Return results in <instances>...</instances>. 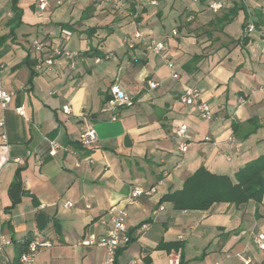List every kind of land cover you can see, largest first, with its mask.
I'll list each match as a JSON object with an SVG mask.
<instances>
[{"label":"crops","instance_id":"0c3cea01","mask_svg":"<svg viewBox=\"0 0 264 264\" xmlns=\"http://www.w3.org/2000/svg\"><path fill=\"white\" fill-rule=\"evenodd\" d=\"M117 1L118 6L105 0L64 5L50 0L40 17L37 0H0V81L14 93L7 108L0 105L7 136L3 143L0 128V154L10 158L0 171V227L9 260L0 258V264H15L17 246L37 237L50 246L38 251L33 264H105L100 242L113 205L127 208L135 239L120 250L118 264H169L172 255H180L182 264H264V252L254 243L255 235L264 234V201L215 204L204 212L159 204L201 166L234 179L264 154V26L250 34L244 29L259 21L264 0ZM129 2H135V14L126 11ZM213 2L225 7L214 12ZM234 7L235 19L224 23ZM190 16L194 19L187 22ZM65 24L72 27L70 41L59 34ZM90 28L98 29L91 38ZM136 31L163 41L164 53L158 56L139 45L129 50L123 38ZM36 39L81 51L98 47L109 59L80 61L75 69L56 59L39 74L32 48ZM195 56L201 59L187 68ZM166 61L174 63L180 80L172 79ZM151 82L157 88L151 89ZM115 85L134 106L113 114L106 98ZM187 87L201 91L212 121L182 102ZM66 105L70 115L63 111ZM18 108H24L25 117ZM251 119L260 123L256 133L246 139L234 134V122L245 129ZM182 125L189 136L185 153L176 137ZM89 128L98 142L83 147L79 137ZM52 141L60 146L55 156L50 155ZM134 188L153 192L128 205ZM68 202L73 207H65ZM40 213L47 217L43 231L37 226ZM143 223L146 229H136Z\"/></svg>","mask_w":264,"mask_h":264},{"label":"built area","instance_id":"2783aa9c","mask_svg":"<svg viewBox=\"0 0 264 264\" xmlns=\"http://www.w3.org/2000/svg\"><path fill=\"white\" fill-rule=\"evenodd\" d=\"M57 5L71 4L73 0H54ZM108 3H112L118 6L117 0H105ZM192 2H199V0H191ZM153 5L156 2H152ZM50 5V0H37V12L38 16H42L48 9ZM1 6V3H0ZM225 7L224 3L221 2H213L209 5V8L218 12ZM264 13V9H263ZM194 19L193 16L187 18V22H191ZM255 30L254 24H249L246 32L250 34ZM173 36L178 35V31L174 29L172 32ZM59 34L66 40L70 41L73 34L69 29L61 28L59 29ZM0 38H1V28H0ZM123 44L129 50H135L137 45L143 47L147 52L153 53L155 55L161 56L165 51V43L161 40L156 39L155 37H150L142 34L140 31H136L132 36H125L123 38ZM49 44L46 43L43 39H36L32 43L33 50L38 54V58L35 65L36 73H43L46 70H49L53 67L56 59H63L68 62L70 68L75 69L80 61H84L83 51L75 50L67 46V44L57 43L52 45L49 49L50 53H47V46ZM95 64L101 63L103 60L109 59V55H105L104 57H95L92 58ZM167 62V67L171 73V77L174 80H180L181 76L177 72L174 63L170 61ZM4 72V65L0 63V78ZM158 84L155 82H151L149 87L151 89L157 88ZM14 97V93L5 90L0 81V105L2 108H7ZM245 100L242 99L240 102L243 103ZM182 102L188 107H196L199 111V116L206 121H212L213 114L211 112L210 107L201 101V91L197 87H187L182 95ZM134 100L132 97L127 95L124 91H122L119 86L115 85L111 87V99L107 101V108L113 114L117 113L118 110L122 107H133ZM17 113L25 117L24 108H18ZM63 111L65 114H71L70 106L66 105L63 107ZM116 119V115L113 117ZM0 128L3 130L1 135V141L3 143H7V136L5 133V122L4 120H0ZM176 137L178 141V150L181 153H185L187 151V140L188 136V127L187 125H182L176 131ZM98 142L97 132L93 128H89L84 133H82L79 137V143L83 147H90L95 145ZM52 148L50 151L51 156H55L60 148L59 144L55 141L51 142ZM10 161L9 155L0 154V171L2 168ZM89 164H92V160L89 159L86 161ZM80 166V164H78ZM153 190H144L142 188H134L126 202L128 205H132L136 200L142 197H147L152 194ZM1 201V195H0ZM65 207L70 208L73 207V203L68 202L65 204ZM109 218L110 227L106 233L104 239L100 242V245L106 249V262L105 264H114L117 258V253L121 249L127 247L131 243V236L129 234L127 220L129 217V212L126 207H120L118 205H113L106 213ZM106 223V220H104ZM147 226L143 224L141 229H146ZM182 237H180L181 239ZM254 243L257 245L259 250L264 252V234L259 233L254 237ZM8 245L7 236L1 231L0 227V258L4 260V262H8V258L5 255V247ZM49 243L44 242L40 237H37L32 240L29 245V250L27 253H24L20 262L22 264H33L34 257L38 253L41 248L49 247ZM169 264H181L180 255H172L169 257ZM131 264H135L132 262ZM245 264H249V261H245Z\"/></svg>","mask_w":264,"mask_h":264},{"label":"trees","instance_id":"16d2710c","mask_svg":"<svg viewBox=\"0 0 264 264\" xmlns=\"http://www.w3.org/2000/svg\"><path fill=\"white\" fill-rule=\"evenodd\" d=\"M130 1V0H127ZM126 11L135 14L136 4L135 2H129V6ZM238 9L232 8L226 15H224L222 21L226 24L231 23L237 14ZM138 21V19H137ZM256 27L264 26V13H260L259 21L255 24ZM248 24L244 25L246 30ZM62 28L71 30L72 27L68 24L62 25ZM97 28H90L86 30L88 37H93L97 32ZM248 37L243 38V41H247ZM51 44L47 46V53H50ZM83 57L85 60L104 57L100 54L98 47L89 48L83 51ZM201 56H195L192 59L190 65L199 61ZM111 96L106 98L109 101ZM248 127L244 129V126L234 122L232 124L234 134L241 135V139H246L249 136L257 132L260 127L258 119H251L247 124ZM254 202L260 205L264 201V154L257 159L246 163L240 168L231 179L228 176L216 175L209 172L204 166H201L193 175L188 177L182 186V189L172 191L165 194L160 200V205L163 203H170L175 211H208L215 204L227 203L235 205L236 207L244 206L249 202ZM144 224V223H143ZM143 224H140L136 229H139ZM55 230H60L59 223L54 224ZM130 236L131 233L129 232ZM134 238L131 236V243L134 242ZM32 242L31 238L26 239L23 243L17 246V257L15 264H20V258L24 253L29 250V245ZM179 248L180 246H175ZM114 264H118V254ZM182 264V261H181Z\"/></svg>","mask_w":264,"mask_h":264},{"label":"water","instance_id":"95a60500","mask_svg":"<svg viewBox=\"0 0 264 264\" xmlns=\"http://www.w3.org/2000/svg\"><path fill=\"white\" fill-rule=\"evenodd\" d=\"M46 224H47V217L46 215L40 213L38 216H37V226H38V230L39 231H43L46 227Z\"/></svg>","mask_w":264,"mask_h":264}]
</instances>
